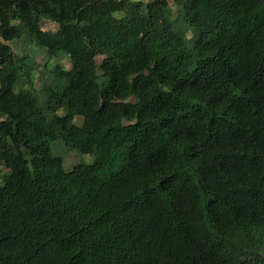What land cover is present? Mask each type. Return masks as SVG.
<instances>
[{
  "label": "trees",
  "instance_id": "trees-1",
  "mask_svg": "<svg viewBox=\"0 0 264 264\" xmlns=\"http://www.w3.org/2000/svg\"><path fill=\"white\" fill-rule=\"evenodd\" d=\"M174 3L0 0V264H264V0Z\"/></svg>",
  "mask_w": 264,
  "mask_h": 264
},
{
  "label": "rangeland",
  "instance_id": "rangeland-1",
  "mask_svg": "<svg viewBox=\"0 0 264 264\" xmlns=\"http://www.w3.org/2000/svg\"><path fill=\"white\" fill-rule=\"evenodd\" d=\"M131 1H142L145 4L151 2V0H131ZM169 1V6L171 9V17L172 19L176 20L179 15V11L174 3V0H168ZM118 17L122 16V14H117ZM187 26V24L182 23L177 25V30L178 28H183L184 26ZM41 27L44 30H50V31H56L58 26L57 24L47 21V20H42L41 21ZM185 28V27H184ZM186 38L191 37V32L189 29L186 28ZM13 51L21 56L24 54H28L31 57H34V59L41 64L42 66L38 69L37 73L35 74V89L39 92L41 87H42V80L45 79V76L48 73V69L52 68L55 64L56 61L52 60L49 61L47 60V56L44 50L37 48L33 43H31L27 37L26 34L23 35L21 40L14 41L8 43ZM99 60V59H98ZM66 69L70 68V61L67 57L61 58L59 61ZM43 65H46L44 67ZM60 114H63L62 111H60ZM2 117L0 116V122L2 121ZM81 120L77 119L76 123L80 124ZM51 150L54 155L59 156L63 160L64 164V169L67 172H70L76 165H86V164H91L94 161V157L92 155H85L77 152L76 150L70 148L67 146L63 141H56L51 144ZM7 170L5 169L4 165L0 163V185L3 183V178L7 174Z\"/></svg>",
  "mask_w": 264,
  "mask_h": 264
}]
</instances>
